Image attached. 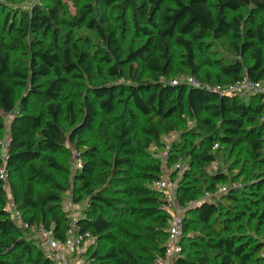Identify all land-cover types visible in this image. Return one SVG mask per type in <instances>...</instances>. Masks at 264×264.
Segmentation results:
<instances>
[{
    "label": "trees",
    "instance_id": "obj_1",
    "mask_svg": "<svg viewBox=\"0 0 264 264\" xmlns=\"http://www.w3.org/2000/svg\"><path fill=\"white\" fill-rule=\"evenodd\" d=\"M22 2H0V147L6 126L9 134L0 151V264H53L29 229L64 240L70 177L76 202L82 195L86 203L79 233L96 243L86 263L154 264L168 217L152 189L163 173L150 145L161 150L169 132L181 142L163 161L183 154L192 166L175 191L182 239L199 226L208 240L192 259L182 248L174 264H264V92L228 96L171 84L189 76L227 86L245 76L264 87V0H37L28 9ZM127 30L139 38H124ZM82 84L77 122L71 89ZM65 144L82 162L74 173L61 157ZM222 149L243 158L236 165L256 183L201 201L239 182L210 171ZM6 180L27 229L4 211Z\"/></svg>",
    "mask_w": 264,
    "mask_h": 264
},
{
    "label": "built area",
    "instance_id": "obj_2",
    "mask_svg": "<svg viewBox=\"0 0 264 264\" xmlns=\"http://www.w3.org/2000/svg\"><path fill=\"white\" fill-rule=\"evenodd\" d=\"M3 0H0L2 2ZM37 0H27L28 4L32 2H36ZM171 84L174 86H177L179 84H183L192 88H202L205 91L213 92L218 95H236L241 94L242 92L247 93H256L257 91L264 92V87H262L259 83H252L250 82L245 76H243L242 79L235 82L234 84H230L227 86H208V85H202L199 84L197 81H195L192 77L189 76H181L177 80L171 81ZM177 135L173 132H169L161 139V144L163 145V148L161 150L157 149V146L155 143L150 145V152L152 154V157L159 159L160 161H163L166 159L167 154L170 150L171 145L176 141ZM216 148V145L213 146V150ZM3 158V155H2ZM72 170L73 173L82 167V162L80 158L77 155H73L72 157ZM6 179V170L3 167L0 170V180ZM239 185L236 183L231 184L230 186L225 185H219L216 189L217 195L225 194L230 189H238ZM177 183L171 182L170 179L166 174H163L157 181H155L152 184V189L159 194L162 195V197L165 200V205L163 207V210L167 214V228H166V235H167V241L164 245V251L163 256L158 257L154 260V264H172L173 258L181 252V249L178 244V240L181 235V229H182V223H183V213L180 211V207L178 206L176 202V191ZM194 204L190 203V206H193ZM183 210V209H182ZM4 211L8 212L10 215L11 221L15 224L17 228L20 229H27V224L23 221L21 215L18 211L15 209L11 210L6 205L4 207ZM61 212L65 215L68 213V209H66L64 206H61ZM66 216L67 220V228L65 230L64 234V240L59 243L57 242L50 230H47L43 227H39L37 229L30 228V232L33 234V238L36 239L37 243L40 246H44L45 244H48L50 242H56L58 245L68 251L69 253H72L73 250H75L74 253H72L71 258L73 259V264H87L83 261V252L81 250V247L84 245L85 242L92 241L90 237H88L87 234H80L77 226V220L73 216ZM260 257L264 259V248L260 254ZM175 259V258H174ZM56 260H58L61 263H64L65 260L63 257L56 256Z\"/></svg>",
    "mask_w": 264,
    "mask_h": 264
},
{
    "label": "rangeland",
    "instance_id": "obj_3",
    "mask_svg": "<svg viewBox=\"0 0 264 264\" xmlns=\"http://www.w3.org/2000/svg\"><path fill=\"white\" fill-rule=\"evenodd\" d=\"M22 7H24V9H28V2L27 0H23L22 2ZM260 20H263L262 18ZM137 35H134V33L131 30H127V32L124 34V38H128L131 37L135 40H137L139 37H136ZM84 90V91H83ZM72 93L74 95L71 96L70 99H74V103H75V117L74 120L75 121H80V119L83 116V96L79 95V92H83V94L85 95L86 90H85V86L84 84L82 85H77L72 87L71 89ZM240 97H248V93L247 92H242L240 94ZM4 120L7 122L9 120L8 116L4 117ZM64 126H66V130L65 132V136L68 137V127H67V123H64ZM189 128L194 129V125L192 123L188 124ZM95 135V133H92L90 135L88 134H84L83 136H81L82 141H87L89 138H93V136ZM8 127H5L4 130V136L3 139L1 140V147H0V151L1 154H4L6 146H7V142H8ZM177 138L179 140V136L177 135ZM179 142H181L179 140ZM180 148L182 149L181 144L179 145ZM185 151V149L183 150ZM76 150L70 146L69 144H65V149L62 153V160L65 162H71L72 161V157L73 155H76ZM217 156H219V160H217V163H215V165L211 166V170H215L217 168H220V170L224 173L227 174L228 176H235L236 178H239V182H237L236 184L239 185L238 189L242 192H245L246 188H244L245 186L251 185L254 186L256 183V179H254L253 181L251 180L249 183L245 182L244 180V176H242L241 174V170H240V165L237 166L236 162L239 159V161H243V158L241 157H236L237 154H231L229 153L228 150H221L219 151L217 154ZM246 167V165H245ZM190 170H192V166H191V162L190 159L186 156H184L183 154L178 156V159L176 160L175 163L171 164V165H166L165 161H162V173L166 174L168 176V178L170 179L171 182H176L178 183V180L181 179V177L186 173L189 172ZM243 180L242 183H240V181ZM233 184V183H231ZM231 184H227L225 186H230ZM69 189L65 195V197L63 198L62 201V206H64L66 209H68V213H66L65 215L68 216H73L74 218L78 219L79 217H81V212L82 209L85 207V198H82L81 195V201L80 202H76V200L79 198L80 194L77 191V185L74 183V181H72V178H69ZM5 194H6V203L5 205L10 208L11 210L14 209L13 207V201H12V197H11V192H10V186H9V181L6 180L5 183ZM218 197L219 195H217V192H213L211 194L208 193H203L202 195V199L201 201H211L212 203H217L218 202ZM181 213L184 214V209L182 210V208H180ZM223 214L224 212H221L220 215L218 216L219 220H224L223 218ZM249 234L254 235V233L252 232L251 228L249 227ZM205 238L207 239V237L205 236V233L201 232L199 230V226H191L189 229V233H188V237L185 239H182V236L180 235V238L178 240V244L179 247L181 249L182 252V248H184V254L183 256H189V258L192 259L193 255H198L199 251L202 250L201 248L204 247L205 242L208 240H205L204 242L202 241ZM36 240V239H35ZM38 247L42 249V252L45 256V258L49 259L53 264H73V259L71 258L72 253L75 252V250L72 251V253H69L68 251L62 249L58 243L56 242H50L48 244H45L44 246H40L37 243ZM183 245V246H182ZM195 245H198V247H195ZM182 246V247H181ZM96 247V243L94 240L89 241V242H85L84 245L81 247V250L83 252V256L85 254V258L83 257V261L86 262V256L88 253H90L91 251H93ZM180 252V253H181ZM177 254L174 258H176L177 256L180 255ZM56 256L59 257H63L65 262L61 263L58 260H56ZM173 258V263L175 262V259ZM190 259V260H191ZM216 262V261H215ZM27 264V263H26Z\"/></svg>",
    "mask_w": 264,
    "mask_h": 264
}]
</instances>
